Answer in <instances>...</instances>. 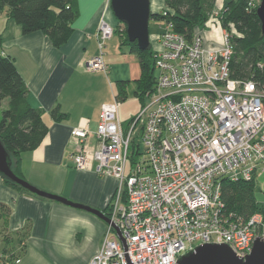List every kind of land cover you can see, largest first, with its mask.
<instances>
[{
  "label": "built area",
  "instance_id": "2783aa9c",
  "mask_svg": "<svg viewBox=\"0 0 264 264\" xmlns=\"http://www.w3.org/2000/svg\"><path fill=\"white\" fill-rule=\"evenodd\" d=\"M113 35L102 21L86 71L106 72L102 51ZM229 39L222 30L223 46L212 48L200 32L187 40L163 23L151 47L155 89L140 113L123 128L120 102L102 105L93 152L87 121L73 129V168L117 181L107 218L122 241L108 225L89 264H176L205 244L245 259L255 240L264 243L262 216L241 221L220 199L223 179L248 181L264 163V91L229 77Z\"/></svg>",
  "mask_w": 264,
  "mask_h": 264
},
{
  "label": "crops",
  "instance_id": "0c3cea01",
  "mask_svg": "<svg viewBox=\"0 0 264 264\" xmlns=\"http://www.w3.org/2000/svg\"><path fill=\"white\" fill-rule=\"evenodd\" d=\"M158 3L153 9L150 6L153 13L163 8L162 0ZM223 4L224 0H216L213 16L204 26L211 22L219 27L217 19ZM77 7L72 35L59 48L53 47L41 32L23 35L20 26L9 20L3 10L1 50L13 61L22 78L28 104L41 112L48 128L36 150L21 154L22 178L42 191L85 205L107 217L117 181L111 176L97 175L93 168L87 171L73 168L71 157L76 139L72 131L87 121L86 145L93 152L97 148L95 131L101 106L113 102L119 82L137 81L140 67L135 56L122 52L124 47L115 34L118 22L110 9V0H77ZM102 21L114 28V35L104 43L102 51L107 69L88 72L85 63L99 55L96 34ZM56 107L65 115L61 122L50 116ZM0 204L10 209L7 222L0 217V262L89 264L100 251L108 225L93 214L20 193L2 178Z\"/></svg>",
  "mask_w": 264,
  "mask_h": 264
},
{
  "label": "trees",
  "instance_id": "16d2710c",
  "mask_svg": "<svg viewBox=\"0 0 264 264\" xmlns=\"http://www.w3.org/2000/svg\"><path fill=\"white\" fill-rule=\"evenodd\" d=\"M260 1L224 0L217 23L230 34L232 55L228 62L229 77L236 81H251L258 91H264V36L256 14ZM162 2L161 12L154 13L150 21L171 23L175 33L191 40L194 33L202 29L213 16L216 0ZM3 10L9 20L20 26L23 35L41 32L55 48L68 41L73 32L72 24L78 17L77 0H0V12ZM115 34L120 46L127 48L138 61L140 77L134 82V95L143 107L147 95L155 89L152 48L150 46L149 50L139 51L136 43H129L125 26L121 23H118ZM129 84H117L115 99L120 103L127 99ZM27 94L26 86L13 61L2 54L0 37V107L3 101H7V108L2 111L0 118V141L10 156L12 171L20 178L21 154L36 150L48 132L41 112L28 104ZM50 116L55 122H61L65 118L58 107L51 111ZM255 175L256 173L248 181L223 179L220 199L224 212L241 221L255 213L260 214L264 228V204L258 206L254 195ZM3 181L18 192L31 195L9 181ZM9 214V207L0 204V217L5 222Z\"/></svg>",
  "mask_w": 264,
  "mask_h": 264
},
{
  "label": "water",
  "instance_id": "95a60500",
  "mask_svg": "<svg viewBox=\"0 0 264 264\" xmlns=\"http://www.w3.org/2000/svg\"><path fill=\"white\" fill-rule=\"evenodd\" d=\"M110 9L117 22L125 26L128 42L136 43L139 51L149 50V21L154 14L150 8V0H110ZM256 14L261 24V33L264 36V0L260 1ZM0 178L17 185L38 198L95 215L107 225H111L115 234L121 240L119 231L103 213L58 195L42 191L16 176L12 171L10 156L1 141ZM176 264H264V243L258 239L255 240L250 254L245 259L236 257L226 245L205 244L197 246L192 251L182 255Z\"/></svg>",
  "mask_w": 264,
  "mask_h": 264
},
{
  "label": "rangeland",
  "instance_id": "374dc122",
  "mask_svg": "<svg viewBox=\"0 0 264 264\" xmlns=\"http://www.w3.org/2000/svg\"><path fill=\"white\" fill-rule=\"evenodd\" d=\"M158 2L159 0H150V6L152 7V9L153 7L159 4ZM161 10L162 9L159 7L157 12H161ZM160 25L161 22H149V41L150 46L152 48L155 47L156 37L160 32V27L162 26ZM200 32L204 41L206 42L205 44H207L209 47L221 48L223 46L221 30L215 23H208L201 29ZM113 41L117 43V38L114 37ZM122 52H125L127 55H130L129 50H126L125 48H122ZM135 88L136 86L134 83L129 84L127 89V99L122 102L119 107L118 119L122 124L123 128H125L130 122V120L136 117L142 109L140 100L134 95ZM146 102H148L147 98ZM6 108L7 101H3L0 107V118L2 111ZM141 150H143V147H141ZM254 195L257 205L262 206L264 204V163H259L257 165L256 175L254 179Z\"/></svg>",
  "mask_w": 264,
  "mask_h": 264
}]
</instances>
